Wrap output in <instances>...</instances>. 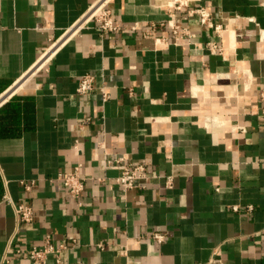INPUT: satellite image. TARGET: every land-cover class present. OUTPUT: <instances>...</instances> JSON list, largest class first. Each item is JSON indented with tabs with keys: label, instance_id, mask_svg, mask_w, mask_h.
I'll return each instance as SVG.
<instances>
[{
	"label": "crops",
	"instance_id": "0c3cea01",
	"mask_svg": "<svg viewBox=\"0 0 264 264\" xmlns=\"http://www.w3.org/2000/svg\"><path fill=\"white\" fill-rule=\"evenodd\" d=\"M99 1L121 31L89 18ZM171 1L0 0V264H36L17 250L48 236L69 247L62 264H214L217 250L264 264V0H190L228 29L185 9L181 40ZM85 75L95 89L81 96ZM138 162L155 178L124 193L116 179ZM77 164L82 206L53 180Z\"/></svg>",
	"mask_w": 264,
	"mask_h": 264
},
{
	"label": "built area",
	"instance_id": "2783aa9c",
	"mask_svg": "<svg viewBox=\"0 0 264 264\" xmlns=\"http://www.w3.org/2000/svg\"><path fill=\"white\" fill-rule=\"evenodd\" d=\"M168 9L171 12V20L168 22V26L174 30L177 40H181L182 36H178L179 33H185L188 38H191L192 35L187 30L182 29L181 27L177 26L174 21V12L183 11L185 9L188 10L189 16H198L201 25L213 30L217 35H222L224 32L227 31L228 27L217 25L214 23L212 19L211 13L202 7L190 9V0H172L168 4ZM89 18L95 19L99 24V27L103 31L108 32H116L121 31V26H118L115 23L112 13L108 10L104 3L101 1L97 2L91 9L89 13ZM138 29V26L134 27V30ZM145 36L149 37L150 33L146 32ZM156 42L160 41L156 39ZM212 51H217L215 46L210 44ZM221 50V49H219ZM95 82L96 78L93 75H85L83 76L79 82L77 87V94L78 95H88L95 89ZM103 101L106 102L109 99V95L103 90ZM261 107L260 113L261 116L264 118V90L261 92L260 95ZM1 104V103H0ZM211 118L206 120V123L213 124L215 122H211ZM235 131L239 133L245 132V128L238 127ZM100 148L103 147V143L98 144ZM79 150V149H77ZM126 161L125 157L115 158V159H108L104 158L102 161V165L104 168H109L111 166H118L124 164ZM84 166L83 164H77L74 168V171L70 174H58L56 176L55 181L60 182L62 187L68 192L70 197L78 203V206H82L81 198L86 189V182L89 178L83 173ZM155 178L153 176L150 167L146 162H138L136 164H126L123 168L120 176L116 179L117 184L121 187L124 193L129 192L130 190L135 189H145L146 184ZM51 180V181H53ZM24 189L27 192H30L34 186V182L25 183L22 182ZM174 185V178L173 176L166 177L165 187L167 189H172ZM12 203V202H11ZM16 210V214L18 217L19 222L31 223L34 220V210L32 207L27 205H19L14 206ZM252 210V208H250ZM237 210V208H235ZM151 238L159 244H162L166 241V235L162 233H152ZM76 243V241H73ZM69 247L66 244L56 245L52 242L50 236H48L44 243L41 246L32 245L26 247L25 249L17 250L18 253H25L36 264H47L48 260L51 257L55 258L57 264H62V253L67 250ZM98 248L104 249L103 244H99ZM125 253V251H124ZM214 264H224L221 252L217 250L214 254L213 258ZM78 264H87V263H78ZM95 264V263H94Z\"/></svg>",
	"mask_w": 264,
	"mask_h": 264
}]
</instances>
